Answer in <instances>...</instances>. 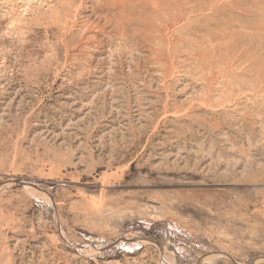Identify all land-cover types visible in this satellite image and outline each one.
Masks as SVG:
<instances>
[{
  "label": "rangeland",
  "instance_id": "374dc122",
  "mask_svg": "<svg viewBox=\"0 0 264 264\" xmlns=\"http://www.w3.org/2000/svg\"><path fill=\"white\" fill-rule=\"evenodd\" d=\"M180 3L0 0V264H264V0Z\"/></svg>",
  "mask_w": 264,
  "mask_h": 264
},
{
  "label": "bare ground",
  "instance_id": "6f19581e",
  "mask_svg": "<svg viewBox=\"0 0 264 264\" xmlns=\"http://www.w3.org/2000/svg\"><path fill=\"white\" fill-rule=\"evenodd\" d=\"M187 2H188V0H181V3H180V10H184L185 9V6L187 5ZM214 7V6H213ZM210 11H212V10H214V8L212 9V6H210L209 8H208ZM179 10V11H180ZM181 15V14H180ZM167 28V27H166Z\"/></svg>",
  "mask_w": 264,
  "mask_h": 264
}]
</instances>
